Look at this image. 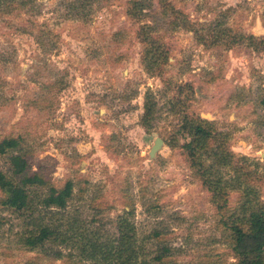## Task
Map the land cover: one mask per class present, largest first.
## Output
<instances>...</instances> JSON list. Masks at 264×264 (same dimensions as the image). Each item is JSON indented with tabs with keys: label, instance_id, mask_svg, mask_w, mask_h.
I'll use <instances>...</instances> for the list:
<instances>
[{
	"label": "rangeland",
	"instance_id": "rangeland-1",
	"mask_svg": "<svg viewBox=\"0 0 264 264\" xmlns=\"http://www.w3.org/2000/svg\"><path fill=\"white\" fill-rule=\"evenodd\" d=\"M8 1L0 139L23 138L30 173L59 187L74 181L67 216L106 239L133 209L150 258L161 242L172 247L169 264H240L224 220L241 216L249 199L264 205V0H142L136 15L135 0ZM141 31L159 38L167 61L150 66ZM148 91L157 104L149 129ZM187 115L212 126L208 152L195 158L184 147ZM157 137L164 144L150 158ZM219 147L232 154L226 165L210 154ZM202 169L222 176L223 188L203 183ZM0 219V264H96L58 242L27 248L23 220L1 204Z\"/></svg>",
	"mask_w": 264,
	"mask_h": 264
},
{
	"label": "trees",
	"instance_id": "trees-1",
	"mask_svg": "<svg viewBox=\"0 0 264 264\" xmlns=\"http://www.w3.org/2000/svg\"><path fill=\"white\" fill-rule=\"evenodd\" d=\"M6 2L10 3L8 0H0V7ZM27 3L19 0L17 6H24ZM91 4L92 0H79V5ZM134 4L136 7L129 11L130 15L142 14L146 10L147 5L144 1L135 0ZM139 34L141 40L148 44L145 53L154 57L150 61L151 67L158 65L160 61H167L165 51H161L163 44L155 34L143 31ZM223 36L224 32L214 35L212 42L214 44L222 42ZM238 37L243 36L237 34L234 40ZM249 38L254 44L257 41L253 34ZM198 40L201 43L205 42L203 36H199ZM257 47H264V38ZM156 105L153 93L148 91L142 115L145 128L149 129L152 126ZM181 129L191 136V140L184 145L186 153L191 158L199 156L202 150H209V139L213 135L210 124L201 123L199 119L187 115ZM22 142L21 136H6L0 139V156L5 157L9 162L7 171L0 169L2 192L0 204L23 220L20 242L24 246L33 250L44 247L50 241L58 242L71 250L72 247L78 248L82 259H91L96 264H169L168 259L173 253L171 246L159 242L156 252L153 251L154 255L150 258L151 252L144 243H141L146 240L139 242L136 224L128 216L134 213L133 209L127 211V216L119 217L117 225L119 233L106 239L102 238L100 229H90L77 218L67 216L70 202L75 196L74 181L68 180L59 187L38 173H30L29 160ZM211 150V156L215 157L220 165L232 161V154L225 147L211 148ZM200 174L203 175V183H209V187L214 192L217 188H223L221 185L223 178L218 177V173L214 170L209 172L208 169H202ZM65 217L71 221L62 223ZM233 217L225 219L224 226L230 231L232 250L239 263L264 264V205L249 199L242 208V215L237 217L233 215ZM4 222V219H0V225ZM161 235L160 231H155L149 236L158 240ZM59 254V258L64 257L61 251Z\"/></svg>",
	"mask_w": 264,
	"mask_h": 264
},
{
	"label": "water",
	"instance_id": "water-1",
	"mask_svg": "<svg viewBox=\"0 0 264 264\" xmlns=\"http://www.w3.org/2000/svg\"><path fill=\"white\" fill-rule=\"evenodd\" d=\"M163 144H164L163 138L157 137L154 145L152 146V148L149 152L150 158H154L156 156L157 152L159 151V149L162 147Z\"/></svg>",
	"mask_w": 264,
	"mask_h": 264
}]
</instances>
